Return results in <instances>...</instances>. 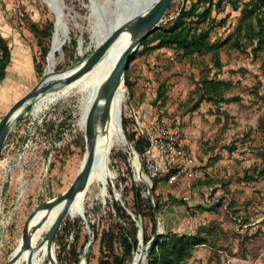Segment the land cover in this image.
<instances>
[{
  "label": "rangeland",
  "instance_id": "1",
  "mask_svg": "<svg viewBox=\"0 0 264 264\" xmlns=\"http://www.w3.org/2000/svg\"><path fill=\"white\" fill-rule=\"evenodd\" d=\"M62 1L69 36L67 48L56 52L55 70L77 65L93 52L97 48L93 38L105 30L102 26L101 33L97 31L98 20L111 24L118 9L117 0ZM195 1L199 11L210 5V18L200 19L198 25L209 28L213 47L185 53L173 47L140 45L127 66L130 83L123 82L121 116L127 118V127H132L128 131L151 128L157 119H164L184 149L182 157L156 154L158 161L169 162L176 179L169 182L153 175L140 153V168L149 181L134 179L128 173V161L135 173L134 153L127 143L114 145L109 153L107 194L100 195L98 180L90 184L83 214L64 217L52 243L50 263L78 264L93 236L85 261L97 264L99 237L94 238L93 229L99 235L121 219L111 207L113 200L131 211L134 179L142 196L150 195L152 203H158L157 232L177 231L204 238L181 264H221L225 252L219 248L235 260L243 258L241 264H264V176L258 174L264 145L260 126L264 120V46L254 48L256 40L253 45L235 44L234 38L243 31L244 15L242 4L234 9L233 0H173L163 21ZM55 20L46 0H0V34L19 68L12 65L6 79L0 81V118L40 78L48 63L47 54L41 57L40 35L31 26L40 30L52 24L51 34L42 37L49 52ZM72 37L78 39L75 48ZM35 63L42 71L35 69ZM206 77L225 84L220 89L207 88ZM76 119V97L68 96L39 111L33 110V103L28 104L11 127L0 153V264L22 237L28 213L41 201L61 193L74 179L86 140ZM180 163L197 169L199 176L178 172ZM115 190L122 200L115 198ZM132 217L151 234L147 215L132 213ZM123 225L127 227L125 222ZM147 242L143 241V246ZM114 251H122L118 240ZM147 254L141 264L147 263Z\"/></svg>",
  "mask_w": 264,
  "mask_h": 264
},
{
  "label": "trees",
  "instance_id": "2",
  "mask_svg": "<svg viewBox=\"0 0 264 264\" xmlns=\"http://www.w3.org/2000/svg\"><path fill=\"white\" fill-rule=\"evenodd\" d=\"M232 2L234 9L238 8L240 3L242 4L241 11L244 15V20L240 26L243 31L240 36L234 38L235 44L238 46L253 45L254 40H256L254 48H262L264 46V0H233ZM198 6L199 4L197 1L192 2L189 7L182 6L172 18L167 19L166 21H163L162 19L159 26L142 39L140 45L148 48L173 47L181 49L185 53L199 52L203 49L213 47L210 41L209 28L204 25H198L200 19H205L206 17L210 18V5L208 4V6L202 11L198 10ZM195 16L197 19H194ZM51 27V23L48 28L45 27L40 30L37 29L36 25L31 26V29L40 35L38 44L40 46L42 58H45L49 50V48L43 43L42 37L51 34ZM242 38H244V41ZM77 43V37H72V48H75ZM0 45L4 50V56L0 62L1 81L5 77L6 66L9 63L11 56L7 41L1 34ZM62 47L63 49L67 48L65 43ZM215 61L218 63V54L216 51ZM35 69L37 71H42V66L35 63ZM126 71L127 67L125 69L123 82L126 85H129L130 81ZM204 84L207 88L220 89L225 83L220 79L206 77L204 79ZM127 123L128 120L123 115V130L128 139L132 142L134 149L142 154L148 145V140L140 134L139 131H136V127L130 129L131 131L129 132V128L132 127H127ZM260 126L264 132V120L261 121ZM260 157L261 165L258 169V174L264 176V145ZM128 173L130 176L133 175V169L129 161ZM130 191L132 193V205L130 207L132 213L135 215H147L150 221V235L146 232L147 229L145 224L142 226L144 241L147 242L152 236L146 264H181L189 259L192 256L195 247L204 242V238L179 233L177 231H169L166 233L157 232L155 215L158 203H152L150 195L143 197L141 188L134 179L131 181ZM111 207L114 210V214L121 219L107 229H103L99 235L98 232L93 229L94 238L99 237L100 254L98 256L97 264H127V261L131 259L134 250L138 247V226L132 215L127 212L125 206H123L118 200H113ZM143 207L146 208V211H144ZM124 222L127 224V227L123 225ZM116 240H118L121 245V252L114 251V242ZM213 249L216 250L217 247L213 246ZM215 254L218 255V252ZM75 261H78V255H76Z\"/></svg>",
  "mask_w": 264,
  "mask_h": 264
},
{
  "label": "bare ground",
  "instance_id": "3",
  "mask_svg": "<svg viewBox=\"0 0 264 264\" xmlns=\"http://www.w3.org/2000/svg\"><path fill=\"white\" fill-rule=\"evenodd\" d=\"M144 4L142 11L146 10L149 5H151L155 0H135ZM51 9L56 14L55 28L52 35V41L50 46V51L47 55V66L46 71H49L50 78H56L63 74L72 73L78 69H82L86 65V60L80 61L77 65L71 66L63 74L54 73V65L56 64V52L59 51L63 44L68 40V28H66L60 18V13L57 9L56 0H46ZM116 4L118 6L114 21L111 24L106 22V19H99L97 23V31L101 33V27L105 28L102 34H98L93 38L94 45L98 48L102 44L103 39L109 33V31L118 25L122 21V17L126 10L125 4L122 0H117ZM63 13V5H62ZM106 23L108 25H106ZM68 26V25H67ZM131 40V32L127 28H123L108 48L105 50L104 54L95 61L90 67L84 69L78 76L73 78L68 82H57L55 86L46 90L43 93L38 94L26 105L19 108L16 113L17 117L12 118L13 125L17 121L21 112L28 104L33 103V110L39 111L46 108L49 103H55L58 99L75 96L76 106H77V119L76 123L80 130L85 131V121L88 115V111L91 105L98 99L99 92L103 84L105 83L109 72L115 63L116 59L120 55L123 48ZM124 81V80H123ZM125 94V88L122 85L114 99L113 106L119 101L121 102ZM102 105V98L99 99L98 108ZM112 108L110 114L106 119H100L97 115L95 122V160L93 162L87 186L85 188L79 189L74 198L67 206L66 215L76 216L82 215L84 212V201L85 194L88 190L90 184L98 180L101 184L100 195L104 197L107 194L106 183L110 176L108 169L109 153L111 148L119 143H125V140L121 136L118 123L115 121L113 116ZM86 145V140H85ZM83 162V158L79 165V168ZM78 168V169H79ZM134 168L135 174L138 172V162L134 158ZM138 179L146 180L145 177L140 176ZM147 181V180H146ZM65 200L58 202L51 208H40L31 217L28 224V239L21 237L17 245L9 254V259L5 261L4 264H52L50 263L53 258V247L46 238L45 234L53 223L54 219L58 213L65 207ZM143 244H138V249L136 250L131 264H137L143 257ZM85 254L81 257L78 264H86Z\"/></svg>",
  "mask_w": 264,
  "mask_h": 264
},
{
  "label": "water",
  "instance_id": "4",
  "mask_svg": "<svg viewBox=\"0 0 264 264\" xmlns=\"http://www.w3.org/2000/svg\"><path fill=\"white\" fill-rule=\"evenodd\" d=\"M142 2V1H141ZM139 1L135 0H122V3L125 4L126 10L122 17V21L113 27L109 33L105 36L102 41L100 47L94 49L89 55H87L84 60H86V65L84 68H80L72 73L63 74L68 68L62 70H55L54 73L63 74L56 78H50L49 71H45L42 73L40 78L20 97H18L5 111L4 115L0 118V153L6 137L13 126V116L17 117L18 113L16 111L21 108L22 106L26 105L30 102L34 97L38 94L45 92L46 90L52 88L57 84V82H68L78 76L84 69L90 67L95 61H97L117 36V34L123 29L127 28L131 32V40L128 44L123 48L120 55L116 59L115 63L113 64L109 75L100 89L98 99L91 105L88 115L85 121V139L86 145L84 146V154H83V162L80 168L77 170L74 179L72 182L64 189L61 193L54 195L53 197L47 198L40 203H38L26 216L21 236L28 239V224L31 217L34 213L40 208H51L53 205L57 204L58 202L65 200V207L58 213L56 218L54 219L53 223L51 224L50 228L48 229L47 233L45 234L46 240L51 244H54L55 235L65 217V213L67 210L68 204L74 198L76 192L79 189L85 188L87 186L88 177L95 160V122L97 115L100 119H106L110 114L113 107V116L115 121L118 123V127L121 133V136L125 140V143L128 144L129 148L134 153V158L137 159L138 162V172L137 174H133L134 179H138L140 176L145 177L140 168V154L134 149L132 142L126 136L123 126H122V116H121V102L115 104L114 99L119 88L123 85L124 73L125 69L128 66L131 56L136 51L137 47L140 45L142 39L149 35L154 29L159 26L160 21H162L165 12L167 11L170 4L173 0H155L148 8L142 11L144 4ZM57 9L60 13V18L66 28H68L66 21L63 18L62 14V0H56ZM56 15V14H55ZM54 28H55V21H54ZM53 34V33H52ZM48 55V52H47ZM47 66V64H46ZM102 98V105L98 108L99 99ZM134 158L132 164L134 166ZM147 176V175H146ZM148 178V176H147ZM147 182L149 178L146 179ZM145 180V181H146ZM115 198L121 199V194L118 191H114ZM126 208V207H125ZM127 212L132 215V212L126 208ZM138 226L137 236H138V244L143 243L144 238L142 235V225L136 221ZM93 236L87 241L83 255L86 253L89 245L91 244ZM150 241H148L143 247V257L146 256L147 252L149 251ZM138 249V247L136 248ZM11 254V253H10ZM135 254V253H134ZM134 257V255H133ZM132 257V260H133ZM9 259V257H8ZM80 261V260H79ZM59 264V262H57ZM141 264V260L137 263Z\"/></svg>",
  "mask_w": 264,
  "mask_h": 264
},
{
  "label": "built area",
  "instance_id": "5",
  "mask_svg": "<svg viewBox=\"0 0 264 264\" xmlns=\"http://www.w3.org/2000/svg\"><path fill=\"white\" fill-rule=\"evenodd\" d=\"M4 50L0 45V62L3 59ZM139 133L142 134L147 140L148 145L144 152L141 154L144 159V165L153 175H158L165 178L169 182L176 179V173L170 171L169 162H160L156 158V154L161 157H182L185 151L182 146L177 143L176 138L164 119H157L151 128L141 129ZM178 172H182L188 177L199 176V172L195 168L188 167L184 164L178 165Z\"/></svg>",
  "mask_w": 264,
  "mask_h": 264
},
{
  "label": "crops",
  "instance_id": "6",
  "mask_svg": "<svg viewBox=\"0 0 264 264\" xmlns=\"http://www.w3.org/2000/svg\"><path fill=\"white\" fill-rule=\"evenodd\" d=\"M5 39V38H4ZM6 40V39H5ZM8 43V42H7ZM10 48V47H9ZM10 52H11V56H10V61H9V63L7 64V66H6V70H5V79H6V77L8 76V69H10L11 68V66L13 65V68L14 69H16V70H18L19 68H18V66H17V64H16V60H14V56H13V53H12V51H11V49H10ZM3 78V79H4ZM218 251L219 252H225L224 254H223V258H222V262H221V264H241L242 263V261H243V258H238V257H236V258H238V259H240V261H238V260H235L234 259V256H232L231 254H229L228 252H227V250H224V249H222V248H219L218 249Z\"/></svg>",
  "mask_w": 264,
  "mask_h": 264
}]
</instances>
